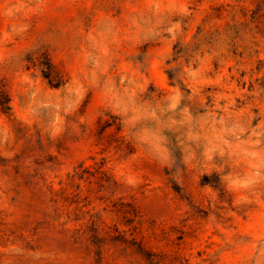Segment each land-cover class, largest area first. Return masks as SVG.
<instances>
[{"label": "rangeland", "instance_id": "374dc122", "mask_svg": "<svg viewBox=\"0 0 264 264\" xmlns=\"http://www.w3.org/2000/svg\"><path fill=\"white\" fill-rule=\"evenodd\" d=\"M100 248L264 264V0H0V264Z\"/></svg>", "mask_w": 264, "mask_h": 264}, {"label": "trees", "instance_id": "16d2710c", "mask_svg": "<svg viewBox=\"0 0 264 264\" xmlns=\"http://www.w3.org/2000/svg\"><path fill=\"white\" fill-rule=\"evenodd\" d=\"M95 238H99V235L97 233L95 234ZM122 240L125 242L127 241L126 238H123ZM129 244L131 245V248L135 253L140 255H147V250L141 243L132 239L129 241ZM96 264H103V251L101 250V248L98 249L96 253Z\"/></svg>", "mask_w": 264, "mask_h": 264}]
</instances>
